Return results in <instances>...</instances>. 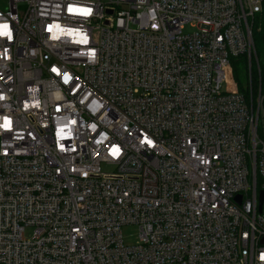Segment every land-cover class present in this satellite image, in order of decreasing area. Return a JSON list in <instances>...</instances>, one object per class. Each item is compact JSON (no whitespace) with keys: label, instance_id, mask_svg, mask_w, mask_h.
Masks as SVG:
<instances>
[{"label":"built area","instance_id":"obj_1","mask_svg":"<svg viewBox=\"0 0 264 264\" xmlns=\"http://www.w3.org/2000/svg\"><path fill=\"white\" fill-rule=\"evenodd\" d=\"M263 4L9 0L0 264H264V97L224 88Z\"/></svg>","mask_w":264,"mask_h":264},{"label":"trees","instance_id":"obj_2","mask_svg":"<svg viewBox=\"0 0 264 264\" xmlns=\"http://www.w3.org/2000/svg\"><path fill=\"white\" fill-rule=\"evenodd\" d=\"M258 16H261L258 18ZM256 16L253 21V38L255 42V48L259 63V70L257 65H255V69L252 68V90L254 98H258L259 94L261 93L264 97V4H263V12ZM232 66L235 69L234 79L238 84L240 91L247 93L245 91L244 83L246 84L249 80L247 78V71H248V58L247 57H240L232 61ZM249 72V71H248ZM243 77V79H242ZM264 141V135L262 136Z\"/></svg>","mask_w":264,"mask_h":264},{"label":"rangeland","instance_id":"obj_3","mask_svg":"<svg viewBox=\"0 0 264 264\" xmlns=\"http://www.w3.org/2000/svg\"><path fill=\"white\" fill-rule=\"evenodd\" d=\"M8 1L9 0H0V9L1 10H6L8 8ZM261 16H258V18ZM253 24V23H252ZM255 65H257V68L259 70V63H258V58H257V53H256V48H255V42H254V49L252 51V57H251V62L248 61V71H247V78L249 77L248 82L245 84L244 83V88L245 91L249 92L252 88L251 85V75H250V70L252 71V68L255 69ZM235 73V69L233 66H231V70L228 71V82L227 84L224 86V88L227 91H236L237 89H239L238 84L233 83L234 79V74ZM243 79V77H242ZM240 90V89H239ZM253 92V90H252ZM256 100V97L254 98ZM260 128L263 130L264 132V113L262 114V118H261V122H260ZM262 130L259 131V135L263 136ZM122 233H123V238H124V242L127 245H134L137 240H138V236H139V227L135 226V225H129V226H125L122 229Z\"/></svg>","mask_w":264,"mask_h":264},{"label":"snow or ice","instance_id":"obj_4","mask_svg":"<svg viewBox=\"0 0 264 264\" xmlns=\"http://www.w3.org/2000/svg\"><path fill=\"white\" fill-rule=\"evenodd\" d=\"M69 11H79L83 15H88L91 12L90 9H76V10H74L71 8L69 9ZM49 30H51V29H49ZM0 36L8 37L9 39L11 38L12 33H11V31H9V26L7 24L0 25ZM83 42L87 43V39L85 38ZM53 70L56 71L55 69H53ZM67 79L68 78L65 77V81H67ZM73 123H75V121H73ZM10 126H11V121L7 120V118H6L5 123H4V125H2V127L7 129V128H10ZM148 143L151 144V141H148ZM113 154L114 155L118 154V149H114Z\"/></svg>","mask_w":264,"mask_h":264},{"label":"water","instance_id":"obj_5","mask_svg":"<svg viewBox=\"0 0 264 264\" xmlns=\"http://www.w3.org/2000/svg\"><path fill=\"white\" fill-rule=\"evenodd\" d=\"M264 200V192L262 193V201Z\"/></svg>","mask_w":264,"mask_h":264}]
</instances>
